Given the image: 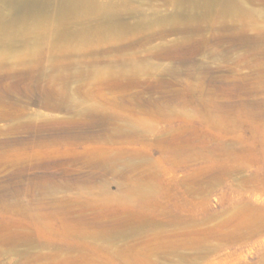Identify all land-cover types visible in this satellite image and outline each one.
<instances>
[{"label":"rangeland","instance_id":"rangeland-1","mask_svg":"<svg viewBox=\"0 0 264 264\" xmlns=\"http://www.w3.org/2000/svg\"><path fill=\"white\" fill-rule=\"evenodd\" d=\"M178 6L25 66L0 47V264H264V0Z\"/></svg>","mask_w":264,"mask_h":264},{"label":"bare ground","instance_id":"bare-ground-1","mask_svg":"<svg viewBox=\"0 0 264 264\" xmlns=\"http://www.w3.org/2000/svg\"><path fill=\"white\" fill-rule=\"evenodd\" d=\"M1 1L7 2L10 5L11 8L9 11L11 13L7 14L5 12L6 9L0 7V47H4V49L6 48L11 52H15L10 57L15 59L16 64H21L23 66L33 62L30 60H32L34 58L33 56L36 55V50L34 49L39 48L38 44L42 42L50 41L52 43V41H55L70 43L77 41L80 44L87 45L90 44V42H106L112 40L115 43H119L125 38L129 37V34L134 30L135 27L134 24L130 23L127 19L124 20V16H129L130 14V0H108L100 2H94L93 0ZM178 5V7H180L182 10L185 7H191V9L193 7L196 10L195 15L196 17H199V19L200 17H206L209 15L217 6L221 7V11H224V14L228 16L236 14L239 11H246V9L243 7V0H178ZM39 13H45L44 15L48 14L50 16L48 18L38 19L36 15ZM51 15H53V18ZM24 17H29V19H32V22L25 23L23 21ZM7 18L9 20H6ZM89 30H93V32L96 33V36L91 37ZM17 42H21L22 45L25 43L31 44L28 49L29 60L23 59L21 54L16 52L15 45ZM46 43L48 44V42ZM50 49L51 53L53 51H55L54 53H57L59 50L63 51L62 55L70 56L68 51L66 52L65 47L63 46H54L50 47ZM5 53H0V68L8 66V68L11 69L9 63L10 61L7 62L9 54ZM51 57L54 56L51 55ZM48 69H45L46 72ZM127 132L129 135L130 132ZM91 166L92 164L89 165V167ZM134 228H136V226H134ZM139 228L141 229V227ZM153 228L154 227H152V229ZM118 230H116V232ZM128 232L125 233L128 234ZM133 232L138 233L139 229L137 228ZM103 238L118 240L121 238H130V236L128 234L125 237H121V235L118 233L117 235L111 234L108 236H103ZM176 250L174 251L176 252Z\"/></svg>","mask_w":264,"mask_h":264}]
</instances>
